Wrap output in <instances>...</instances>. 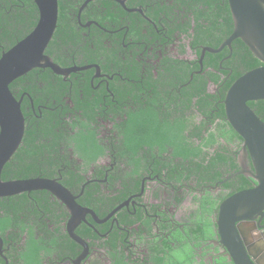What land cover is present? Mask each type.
<instances>
[{"label":"flooded vegetation","instance_id":"flooded-vegetation-1","mask_svg":"<svg viewBox=\"0 0 264 264\" xmlns=\"http://www.w3.org/2000/svg\"><path fill=\"white\" fill-rule=\"evenodd\" d=\"M223 3L228 6L227 0L206 4L207 17L201 15L196 23L191 20L190 0H75L70 25L81 43H72L74 53L69 55L62 45L65 65L49 56L61 68L73 70L61 75L49 68L54 76H48L47 68H38L49 77L53 92L46 95L47 86L39 81L43 89L36 94L41 98L37 104L19 87L20 77L8 85L20 102L24 125L25 111L38 118L29 131L33 145L43 151L29 152L41 155L25 163L12 155L0 177L3 181L47 178L68 189L88 209L74 228L85 246L69 233L71 213L65 203L47 190L24 191L0 198V261L234 264L221 242L219 207L235 193L253 188L256 180L248 148L244 158L243 138L218 109L222 91L233 81L234 69L226 64L233 57L234 40L218 52L206 50L221 45L214 44L224 34L219 28L223 21L233 26L232 17L217 10ZM35 13L39 16L33 0H0V32L9 31L7 37L0 36V48L8 49L12 39L19 41ZM197 25L213 28L212 39L197 42L192 36L199 33ZM58 34L61 41L67 30L61 28ZM99 42L115 52L117 62L100 54V61L81 64L79 46L95 49ZM112 84L120 93L113 92ZM207 95L211 104L205 115L197 101L204 102ZM76 97L90 109L94 106L98 122L69 131L56 128L52 134L61 133L57 145L52 138L44 144L48 102L55 104L52 115H63L68 106L69 119L83 113L75 108ZM195 130L199 137H193V148L202 151L188 158L184 146ZM23 145L24 141L19 146ZM221 152L234 165L221 167ZM212 160L210 179L189 172L190 162ZM179 166L180 171L172 170ZM86 190L93 196L86 197ZM236 229L237 240H250L257 261L264 264V211L262 217L236 222Z\"/></svg>","mask_w":264,"mask_h":264},{"label":"water","instance_id":"water-1","mask_svg":"<svg viewBox=\"0 0 264 264\" xmlns=\"http://www.w3.org/2000/svg\"><path fill=\"white\" fill-rule=\"evenodd\" d=\"M33 1L39 13L35 27L0 57V175L20 145L24 132L20 102L10 92L9 83L36 67L50 68L61 75H68L73 70L61 68L44 53L57 26L58 0ZM227 1L233 20L232 33L218 49L206 50L218 52L225 46L230 47L233 40L240 39L262 65L239 76L229 86L222 101L227 121L244 140L245 160L248 148L256 184L225 199L220 204L216 223L221 242L234 264H260L249 247L251 241L237 240L236 222L262 217L264 211V121L247 104L264 100V0ZM31 190H47L67 205L71 213L69 233L76 242L85 246L84 241L75 235L74 228L84 219L88 209L80 206L68 189L47 178L3 181L0 177V198Z\"/></svg>","mask_w":264,"mask_h":264},{"label":"trees","instance_id":"trees-1","mask_svg":"<svg viewBox=\"0 0 264 264\" xmlns=\"http://www.w3.org/2000/svg\"><path fill=\"white\" fill-rule=\"evenodd\" d=\"M176 1L180 2L182 0H176ZM217 1L218 0H190L191 5L189 6V10H191V15H192L191 20L194 19L195 22L198 23V20H199L201 15L207 17L208 12L206 11V9H204L206 4L208 6H212ZM221 1H223V0H221ZM74 3H75V0H58L57 26H56V29L54 31L53 37H52L51 41L49 42L48 47L45 50V53L48 56H50L53 60L58 61L59 63H61L63 65H65L66 62L62 58H67L66 56H64V53L66 55L74 53L73 50L70 48V45L72 43H77V44L81 43V41L78 39L79 36L75 35V33L73 32V26L70 25V19H71L70 14H71ZM217 10L220 13L227 14L228 17L231 16L229 8L227 6V3L226 4L223 3L221 6H219L217 8ZM77 11H78V9H75V12H77ZM32 17H33V19H32ZM30 19H32L30 21V26L28 27V29H24L18 37V38H20V40L23 39L27 34H29L31 32V30L34 28V26L36 25L37 19H38V14L35 13L34 15H31ZM207 20H209V16H208ZM188 22H189V27H190L191 21H188ZM61 28H65L67 30V36H62L60 39L61 41H59L58 30ZM219 28H220L221 32H224V34H222L219 38L216 39V41H215L216 43L214 44L215 46H219L224 41L225 38L230 36V34L232 33V30H233V26L228 25L224 21L219 25ZM195 29H198L199 33H198V35H192V36L195 37L197 42L208 41V40L212 39V35H213L212 29L213 28L210 30H205V29H201L200 26L197 25V26H195ZM8 35H9V31L8 32L7 31L0 32V36H6L7 37ZM12 40H10L11 45L7 46L8 49L11 48L13 45H15L18 42L17 41L15 43ZM2 44L5 45L4 42H2ZM62 45H64V48H65L64 53L62 50ZM79 48L81 50L79 52L81 64H88L91 62L100 61L101 60V58L99 57L100 54H104V56L107 58H113L115 63L117 62V59L114 56L115 52L112 50L104 49L103 44L101 42L98 43V47H96L95 49L87 48L85 46H79ZM232 48L234 51L233 57L231 58V60L226 65L231 66L232 69H234V75L232 78L233 81H235L239 76H241L245 72L262 65V63L252 54V52L249 50V48L240 39L234 40V42L232 43ZM8 49L4 50V49L0 48V56L3 52L7 51ZM226 51H228L227 48H226ZM240 66L244 67L243 71L238 70V68ZM117 68H118V66H117ZM47 69H48V76H54L52 71L49 68H47ZM46 76H47V74H46ZM46 76L43 75L42 72L38 68H35L32 71L30 70L26 74L20 76V78L18 77L19 78L18 79L19 80V82H18L19 87L22 90L26 89L31 94V96L35 100L36 104L41 102V98L40 97L36 98V94H38L43 89L42 87H40L39 81L44 82L45 87L47 86L46 91H45L46 95L52 94V92H53V89L51 88L50 82L48 80L49 77L48 76L46 77ZM184 79L188 80L189 77L186 76V78H184ZM232 82L230 80V83L228 85H226L225 89L222 91L223 99H224L226 90L232 84ZM111 89L112 90L114 89L113 92H115V93H120V90H118L115 86H113V84L111 86ZM59 94H61V93H59ZM208 97H210V95L205 96L204 102L202 100L197 101L198 108L205 115H208V111H207V110H209L208 106L211 104ZM189 100H190V102H192V93L190 94ZM45 101H47V100L45 99ZM72 101L77 104L75 106V108L78 111H82L83 113L81 116H79V115L78 116H71V117H69V119L65 118L66 116H68V114H67V109H68L67 107L68 106H66V110H64L62 112L63 115L62 114L60 115V113H55V115H52L53 108L55 107V104L51 100L48 102V107H50V109H48V111L45 115L48 117H46V119H45L46 129L44 132V139L42 141L44 144H45V141L52 138L53 139L52 141H54L55 146L57 145V141H58V138L61 135V133L58 132V134L53 135L52 133H54L56 131V128L64 126L65 130L69 131V129L73 130L75 128H82V126H84L86 124L91 125V124H96L98 122L95 115H93L94 106L92 109H90V107L88 105L83 104L77 97L74 99L72 98ZM248 105L254 110V112L262 120H264V100L250 101V102H248ZM23 108L25 109L24 105H23ZM218 109L222 113V117H223L225 115L224 110H223V104L219 105ZM25 117H26L27 124L25 125L24 136L22 139V143L24 141L25 146L23 145L22 147H20L22 145V143H21L19 146L20 149L17 152V154H15V153L13 154L15 156L17 155L18 158H21L22 161H24V163L26 162L27 158H29V157H36V156L41 155V154H39V155L29 154V152L34 151L36 149L43 151L41 147H36L33 145L31 137H30V131H29L33 125L37 124L38 118L35 115L31 114L30 111H25ZM232 133H233V136L235 137L236 133L233 130H232ZM193 137H199V133L197 134L196 130L190 132V137H189L190 140L184 146L185 156L188 158L198 157L199 156L198 152L201 153V151H202L199 148H193L194 147ZM28 146H33V148L31 150L28 149L27 153H26V150L21 151L25 147L28 148ZM54 147H52V149ZM196 153H198L197 156H195ZM204 158L205 157L203 156L202 160H204ZM220 158H221V167H223L225 165V163L227 165H234L233 159L228 158L222 152L220 153ZM190 167H191V169L189 170V172L196 174L199 178L210 179L209 173L212 172L214 169V160L211 161V164L210 163H202V162H190ZM180 168H181V166L174 167L172 170L174 172H176V171H180L179 170ZM4 176H5V178L7 177L6 173H4ZM20 177H21L20 174H16V178H20ZM8 179H10V178H8ZM86 188H87V186H86ZM93 194H94L93 192H90L88 190L85 191L86 197H88V195L90 197H92ZM5 199L6 198H4L2 200H5ZM2 263H3V261H0V264H2ZM170 264H172V263H170ZM176 264H177V262H176Z\"/></svg>","mask_w":264,"mask_h":264},{"label":"bare ground","instance_id":"bare-ground-1","mask_svg":"<svg viewBox=\"0 0 264 264\" xmlns=\"http://www.w3.org/2000/svg\"><path fill=\"white\" fill-rule=\"evenodd\" d=\"M227 2H228V1H227ZM228 6H229V4H228ZM229 9H230V8H229ZM230 13H231V12H230ZM231 17H232V16H231ZM232 21H233V20H232ZM34 27H35V26H34ZM31 31H32V30H31ZM53 34H54V33H53ZM27 35H28V34H27ZM27 35H26V36H27ZM52 37H53V36H52ZM51 39H52V38H51ZM21 40H22V39H21ZM225 40H226V39H225ZM225 40H224V41H225ZM19 41H20V40H19ZM50 41H51V40H50ZM224 41H223V42H224ZM223 42H222V43H223ZM222 43H221V44H222ZM13 46H14V45H13ZM13 46H12V47H13ZM218 48H219V47H218ZM9 49H10V48H9ZM9 49H8V50H9ZM5 52H6V51H5ZM3 53H4V52H3ZM1 55H2V54H1ZM0 57H1V56H0ZM55 64H56V63H55ZM36 68H41V67H36ZM72 69H73V68H72ZM25 74H26V73H25ZM23 75H24V74H23ZM21 76H22V75H21ZM19 77H20V76H19ZM17 78H18V77H17ZM15 79H16V78H15ZM15 79H14V80H15ZM14 80H13V81H14ZM11 82H12V81H11ZM11 82H10V83H11ZM10 83H9V84H10ZM232 83H233V82H232ZM224 97H225V96H224ZM223 105H224V104H223ZM20 109H21V108H20ZM21 111H22V110H21ZM224 111H225V110H224ZM22 114H23V113H22ZM23 117H24V116H23ZM24 122H25V121H24ZM24 127H25V125H24ZM0 129H1V128H0ZM23 134H24V132H23ZM22 139H23V137H22ZM21 142H22V140H21ZM20 144H21V143H20ZM18 147H19V146H18ZM16 150H17V149H16ZM14 153H15V152H14ZM14 153H13V154H14ZM4 260H5L6 264H7V262H8L7 259L4 258Z\"/></svg>","mask_w":264,"mask_h":264},{"label":"crops","instance_id":"crops-1","mask_svg":"<svg viewBox=\"0 0 264 264\" xmlns=\"http://www.w3.org/2000/svg\"><path fill=\"white\" fill-rule=\"evenodd\" d=\"M3 260H4V259H3ZM3 263H5V264H6L5 260L3 261Z\"/></svg>","mask_w":264,"mask_h":264}]
</instances>
